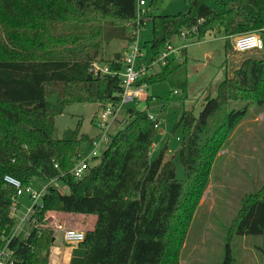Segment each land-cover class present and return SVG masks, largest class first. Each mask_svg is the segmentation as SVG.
I'll return each instance as SVG.
<instances>
[{
	"label": "trees",
	"instance_id": "1",
	"mask_svg": "<svg viewBox=\"0 0 264 264\" xmlns=\"http://www.w3.org/2000/svg\"><path fill=\"white\" fill-rule=\"evenodd\" d=\"M185 2L186 13L150 14L154 57L192 28L189 36L198 40L212 31L264 32V0ZM137 5V0H0V244L2 237L10 238L15 264H50L55 232L46 217L51 212L96 216L70 262L60 264H179L214 159L251 105L264 110V59L247 57L219 83L216 96L205 97L198 115L195 108L182 110L175 124V130L182 128V144L171 159L165 160L166 144L151 155L155 122L139 100L126 106L127 122L111 134L102 154L75 176L82 144L96 136L83 133L80 122L56 139L55 118L75 102L106 105L120 99L123 53L107 59L104 44L136 40ZM170 61L169 56L137 84L166 80ZM96 62L114 74L92 71ZM175 159L183 179L177 178ZM6 175L24 185L55 179L69 192L51 184L28 220V233L12 234L10 208L17 190L5 182ZM236 235L264 236V183L242 198L228 229L224 264L234 260Z\"/></svg>",
	"mask_w": 264,
	"mask_h": 264
},
{
	"label": "rangeland",
	"instance_id": "2",
	"mask_svg": "<svg viewBox=\"0 0 264 264\" xmlns=\"http://www.w3.org/2000/svg\"><path fill=\"white\" fill-rule=\"evenodd\" d=\"M154 0H147L143 6L147 10L148 20L138 33V45L145 54L148 65H154L153 51L150 40L153 38V25L150 14L186 13L188 5L185 0H163L155 5ZM260 34L261 31H253ZM136 41V40H135ZM232 40L226 37L215 39L214 33L198 40L193 36L183 37L182 33L171 39L175 50L170 55L171 72L166 80L147 84V95L140 99V107L147 108L150 114L160 116V124L156 128L154 145L151 155L155 156L166 144L168 151L165 160L171 159L182 144V128L175 130L184 108H195L196 114L203 108L207 95L216 96L219 83L238 65V60L246 57L264 59V48L239 52L233 49ZM128 42L115 39L104 44V55L112 59L115 53L125 52ZM96 64L102 66L100 63ZM236 66H232V65ZM161 67L153 66L156 73ZM229 74V75H231ZM150 99L149 104L145 102ZM239 105L234 103L232 107ZM105 105L98 102H75L65 107L64 112L55 118L53 136L62 138L65 130L76 128L80 124L83 133L92 137L99 131L93 119ZM127 114L123 112L120 120L111 127V134H115L124 127ZM91 142L82 144L85 157L90 156ZM177 178L183 179L184 169L175 159ZM48 183L42 178H35L30 186L39 190ZM264 183V112L258 105H251L246 116L235 126L223 148L218 152L212 163L207 186L201 196L198 208L192 219L186 239L179 253V264H224L226 259V244L228 229L237 216L242 198L249 193L256 192ZM52 186L61 192L68 193L67 186L54 182ZM14 210V234L28 233V226L17 230L32 205L28 195L13 200L10 211ZM13 215V214H12ZM95 215L81 213L51 212L46 217V223L54 228L55 241L51 251L61 247L63 261L70 255L71 249L77 244H70L64 240L65 229L75 228L85 232L94 225ZM24 224V223H23ZM25 225V224H24ZM8 242V238L3 237ZM234 256L232 264H264V236H239L231 240Z\"/></svg>",
	"mask_w": 264,
	"mask_h": 264
},
{
	"label": "built area",
	"instance_id": "3",
	"mask_svg": "<svg viewBox=\"0 0 264 264\" xmlns=\"http://www.w3.org/2000/svg\"><path fill=\"white\" fill-rule=\"evenodd\" d=\"M137 24L139 29L137 32L136 41L128 45L127 49L123 53L122 63L123 69L120 71L122 77V92L120 93V99L116 101H109L98 114L96 118V127L99 131L98 135L91 141L92 149L90 156L92 159L102 154V151L108 146L111 139V127L120 120V116L123 112H126V106L131 103H136L140 99H143L147 95V84H137L140 80L146 77L148 74H152L153 66H164L168 62L169 56L175 50L172 43H167L164 49L154 58L153 64L148 65L145 61L146 57L142 49L138 45V33L143 25L148 20L146 12L143 6L147 4V0H137ZM192 28L190 30H194ZM190 30L182 32L183 37H188ZM235 49L239 52H245L253 49L264 48L263 37L255 32L239 33L234 38ZM92 71H99L103 73L114 74L115 71L111 70L108 66H98L94 63ZM149 118L155 122L157 128L160 124V116L148 114ZM92 160L89 157L83 156L82 159L76 164L72 172L75 176L81 177L86 169L90 166ZM5 182L16 188L17 192L14 199H18L20 196L28 195L32 201V205L28 208L26 216L22 219V223L17 230L28 224L29 218L35 213V211L43 205V196L48 187L55 182V179L48 181V183L39 190L33 189L30 184L24 185L19 179L11 176H5ZM18 205L13 207L11 216H14V210ZM13 214V215H12ZM25 225H24V224ZM60 229H63V237L67 243L78 244L85 239V232L77 230L75 228L65 229L63 225H60ZM17 232V231H16ZM14 234H17V233ZM4 243L0 244V264H15L13 258V251L9 248V241L6 242L3 237L1 238Z\"/></svg>",
	"mask_w": 264,
	"mask_h": 264
},
{
	"label": "crops",
	"instance_id": "4",
	"mask_svg": "<svg viewBox=\"0 0 264 264\" xmlns=\"http://www.w3.org/2000/svg\"><path fill=\"white\" fill-rule=\"evenodd\" d=\"M209 33V32H208ZM207 33V34H208ZM211 33V32H210ZM212 33H214L215 34V39H217V38H222V37H226V38H229V39H231L232 41V43H233V49L234 50H236L235 49V46H234V38H235V36L237 35V34H239L237 31H229V32H227V33H221V34H219V33H217V32H214V31H212ZM206 34V35H207ZM206 35H205V37H206ZM260 35L263 37V39H264V32L263 31H261L260 32ZM263 49V48H262ZM237 51V50H236ZM123 53V52H122ZM247 58V57H246ZM245 59V58H244ZM244 59H242L241 60V58L238 60V65H237V67H235L234 69H233V71L236 69V68H238L239 66H240V64L242 63V61L244 60ZM232 66H236V65H232ZM228 71H230V70H227V72H226V75H229V74H231V72L229 73ZM233 71H232V73H233ZM263 112H264V110H263ZM95 124V123H94ZM95 126H96V124H95ZM25 195V194H24ZM29 197V196H28ZM95 221H96V219H94L93 220V222H94V224H95ZM94 226V225H93ZM55 241V240H54ZM78 245V244H77ZM76 245V246H77ZM76 246H73V248L71 249V253H70V255L69 256H67L66 257V260L65 261H63L62 260V258H61V256H63L62 255V249H61V247L59 248H57V250H53L52 249V251H51V255H52V257H54L53 259H51V263H53V264H60V263H69L70 262V259H71V256H72V251H73V249L76 247Z\"/></svg>",
	"mask_w": 264,
	"mask_h": 264
},
{
	"label": "water",
	"instance_id": "5",
	"mask_svg": "<svg viewBox=\"0 0 264 264\" xmlns=\"http://www.w3.org/2000/svg\"><path fill=\"white\" fill-rule=\"evenodd\" d=\"M55 240V237L53 238V241Z\"/></svg>",
	"mask_w": 264,
	"mask_h": 264
}]
</instances>
